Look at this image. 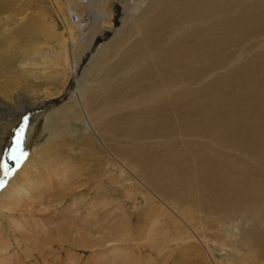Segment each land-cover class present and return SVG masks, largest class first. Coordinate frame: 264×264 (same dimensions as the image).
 Wrapping results in <instances>:
<instances>
[{"label":"bare ground","instance_id":"6f19581e","mask_svg":"<svg viewBox=\"0 0 264 264\" xmlns=\"http://www.w3.org/2000/svg\"><path fill=\"white\" fill-rule=\"evenodd\" d=\"M46 3L48 9L37 5L33 13L17 12V17L31 18L22 27L32 24L37 31V41L25 46L19 58L21 69L36 72V77L41 73L45 81L62 79V86L69 85L67 93L78 82L73 116L84 120L86 128L62 143L30 146L21 166L25 141L20 142L24 157L15 160L10 149L16 146V135L6 152L3 146L28 102L19 100L26 99L21 90L16 92L20 79L12 74L0 81V105L18 107L10 112L0 108V124L12 116L0 135V174L5 177L0 178V252L11 246L4 245L1 220L19 229L22 219L45 217L53 207H63L62 212L81 207L80 225L56 219L57 225L46 226L51 230L46 229L45 241L52 264H76L82 248L91 251L89 261L95 264H151L138 248L142 251L143 243H154L158 236L178 244L173 250L162 245L169 254L157 256V264H178L176 252L192 248L199 263L224 264L210 239L225 249L230 237L241 243L232 252L243 257L246 248L245 254H254L248 264H264V227L255 219L264 217V0ZM60 130L52 133L51 141L59 140ZM82 147L86 154L78 150ZM86 157L88 162L82 163ZM112 192L132 198L133 208ZM77 202L83 205L76 207ZM133 213L138 221H151L147 230L140 224L144 237L127 228ZM242 216L247 221L239 224ZM45 219L35 226H43ZM63 252L66 259H61ZM0 255V264L12 257ZM244 263L243 258L228 262Z\"/></svg>","mask_w":264,"mask_h":264},{"label":"rangeland","instance_id":"374dc122","mask_svg":"<svg viewBox=\"0 0 264 264\" xmlns=\"http://www.w3.org/2000/svg\"><path fill=\"white\" fill-rule=\"evenodd\" d=\"M27 2H28V0H7V3H6V0H0V11H1L0 12V81L5 80L4 78H10L12 76V74H13V79H15L17 81L20 79V83L15 85L16 88H17L16 92L21 90L22 93L25 94V98L26 99H23V97H21V98H19V100L20 101L23 100V102H28L27 108L18 113V117L16 118V122L14 124H12L10 126V128H9V133L5 136L6 142L4 141L3 152H6V149L8 148V146L10 145L11 142L13 143V141L15 140V135H16V138H18V132H19L20 133L19 134V140L22 138L20 140V142L21 141H23V142L25 141L24 144H26V147L28 145V149H27V151L25 153L26 155L24 154L25 157L23 156L24 158H23V162H22L21 166L27 160V157H28L27 153H28V150H29L30 146L36 147V144H38L39 146L41 145L42 147H44V145H45V147H46V143L49 144V142L55 143V142L59 141L60 143H62V138L68 139L70 137V134H72V133L74 135H75V133L79 134L80 132H78V131L82 132L86 128L84 120L78 121L77 120L78 117L73 116V114L77 113V111H78V110H75V111L72 110L73 108L75 109L76 107H78V104H76V103L79 102L78 101L79 97L77 96V93H75V92H78V88H79V85H80L78 82L76 83L77 85L76 84L72 85L73 87H71L70 93H67L66 95H64L63 93H64L65 89H68L69 85H68V83H66V84H64V86H62V81H61L62 79L51 78L50 80L46 79V81H45L44 77H41L42 76L41 73H39L40 76L36 77L34 75L36 72H34V74H30L27 71H23L21 69V65H20L21 62H20L19 58L21 56H23L24 47L25 46L27 47V45L30 44L32 40L33 41H37L36 40L37 31L32 28V24H31V27L30 26H28V27L23 26L22 27V25H20V24L27 23V20L30 18V17H28V18L22 17L25 14V12H23V11H26V12L30 11L31 13H33L31 10L33 9V11H37L36 10V9H38L37 5H38V7H42V9H46V8L48 9L47 3H46L47 0H46L44 5H42L43 4V0L42 1L41 0H39V1H37V0H29V3H27ZM13 6L14 7L17 6L16 9ZM9 7H10V9H9ZM20 9H21V13H24V14L21 15L20 17L19 16L17 17V14H18L17 12L20 11ZM47 12H48V10L45 12L47 14V16H48ZM9 13H11L12 16ZM39 15H42V14H39ZM11 17H13V18H11ZM9 18H11V19H9ZM73 18L74 19L76 18L75 14L73 15ZM17 24L20 25V27H22L23 30H21V28ZM7 31L9 33V36L7 35ZM52 42L54 44L56 43L54 41H52ZM43 51L47 54L46 49L43 50ZM49 52H51V51H49ZM38 58H39V56H36V59H38ZM7 70H10V71H7ZM6 71L8 72L7 75H5ZM20 71H21V74H22L21 77L19 76V72ZM74 77H75V74L72 73L70 75V77H69L70 81L73 80ZM70 81H69V83H70ZM51 92H54V95L49 96V98H48V94H50ZM74 95L76 97H74ZM45 97H47L46 100L44 99ZM74 98L75 99L77 98V99L75 100ZM35 101H37V102H35ZM7 102L15 103V105L20 106L18 103L15 102V98L14 99L8 98ZM33 102H35L33 104V106L29 105L30 103H33ZM68 104H69V106H67ZM4 107L5 108L7 107L6 109L8 111ZM0 108L3 109V110H6L7 112H10L12 110L16 111L18 107H10V105L8 107V106H5L4 104H1ZM29 113H30V116H28ZM27 116L29 117V119H28V122H27V127L24 130L23 123H24V120L26 122V120H27L26 117ZM55 116L60 120L59 122H56ZM10 117L12 118V116H10ZM10 117L3 118V120H2V122L0 124V127H1L0 128V135H1V131H4L5 128L7 127L8 123H9V119H11ZM53 120H54V122H53ZM65 121L69 125L65 124V126H64ZM52 123L53 124L54 123H56V124L59 123V125H55V124L53 125ZM59 128H62V129L60 130ZM21 129H22V131H21ZM58 130H60L59 132H61L60 136H59V140L51 141L50 136L52 135L53 132H56ZM40 133L42 134V137H41ZM37 136H39L41 138V141H37V142L35 141V138ZM10 138L13 139V140H11ZM16 142H17V139H16ZM0 145H1V141H0ZM23 149H24L23 148V144H20L19 150L15 146L12 149H10V154L12 156L15 155L16 157L21 158L20 153L24 151ZM78 150H80V151L82 150V153H84V154L87 153L86 148L82 147V148H80ZM14 151H16V152H14ZM87 158L88 157H86L84 159V162H82V163H87L88 160H89V158L88 159ZM79 162L81 163V161H77V163H79ZM17 170H18V168H17ZM17 170L14 171L11 179L14 177V175H15ZM0 178H5L4 174H2V175L0 174ZM55 182H56V180H55ZM54 190H51V192L52 193H56V195H58L59 190H57V189L55 191ZM78 191H80V190H77V192ZM111 194L112 195H116V196H120L121 201L124 200L126 208H128V206H129V208H133L131 206L133 204V199L132 198L123 199V196H121V192H118V193L112 192ZM138 195H136V196L139 197V200H141L143 202V205H144V199L141 197V194H138ZM91 196H93V195H91ZM46 198H49V197H46ZM44 199H45V197H44ZM126 199H127V201H126ZM131 200H132V202H130ZM67 202L71 203L72 199L70 201L67 200ZM20 203H21V205L24 204L23 202H20ZM79 203L80 202H77L76 207H79V206L83 205V204L81 205V203L80 204ZM59 209L62 210L63 207H61ZM80 209H81V207H79V209H76L77 211L76 210L75 211L74 210L73 211L64 210L62 212L60 210H56L55 211V208L53 207V210L51 212L49 211L50 215L48 213H46V215L44 214L45 217L42 216V218H46L47 220L45 219L46 222L44 221L43 226H39V227L35 226L34 222H36L39 219L41 220L42 219L41 217H39V219L36 218V220L35 219H31L30 216H29V218L28 217L26 218L27 220L26 219H22L20 228L17 227L19 229H16V228L11 229L12 227H10V225L6 221L1 220L2 228H3V229L1 228V232L4 233V234H1V235H2V237L4 239V245L6 243H10L11 246L8 248V250H5V252H0V253L3 254V255H5V254H10L11 255L12 254V257H11L12 261L11 260L8 261V263L10 262L9 264H11V262H12V264H52L53 260H52L51 256L53 254L51 255V252L48 250V243L45 241V238H46L45 237L46 236L45 231H46V229H47L46 233H49L51 231L49 229L51 227V225H53L55 223L57 225V222L55 221L56 219H62V220H66V222H70V223L74 222V223L79 224L78 220L80 221L81 219H79L77 214L82 212V211L81 212L79 211ZM57 211H59V212H57ZM55 213H56V215H55ZM99 213H100V211H99ZM116 214L119 216V213H116ZM15 215H18V214H15ZM39 216H41V215H39ZM71 216L73 217L74 221H72V219H71L72 217ZM134 216H135V214L133 213L130 216L131 218L130 217L128 218V219H131L133 221L130 223V225L127 228L129 229V232L131 231L133 233L134 236L143 235V237H144V234H141L140 232L145 231V229L146 230L149 229L150 227L149 226L147 227L146 224H148V222H151V221L147 222L146 218H144L145 221L144 220L138 221L136 216L135 217ZM68 217H70V218H68ZM142 217H144V216H142ZM243 219L245 221H247V218H245L243 216H242V218L241 217L238 218L239 224H240V220H243ZM255 219H252L251 222L253 221V223H255V221H256L259 224V226L264 227V217L257 216ZM28 220H29V222H28ZM47 221H49V222H47ZM134 223H135V225H134ZM38 224H39V222H38ZM140 224H144V228L145 229L141 228L142 225H140ZM26 225H28L29 228H27ZM47 225H49L50 227L49 226L46 227ZM131 225L133 226V228H132ZM136 225H140V226H136ZM4 226L7 227V228H5ZM22 227H24L23 229H25V230L27 229V233H25L22 230ZM30 227H31V229H30ZM42 227H43V232H42V230H40V229H42ZM135 227L137 228L138 231H136L134 229ZM44 228H45V230H44ZM141 229H144V230L141 231ZM16 230H20V232L17 231L18 232L17 233V232H15ZM39 230L44 235L43 234L41 235V233L38 232ZM32 231L35 232V233H33ZM231 231H233V228H232ZM136 232H137V234H136ZM30 233L35 234L37 237L32 235V234H30ZM243 233H244V230H242V234ZM7 234H10V236L7 235ZM23 234H24V236H23ZM29 234H30V236H29ZM12 236L14 237V239H13ZM31 236L32 237L34 236V237L32 238ZM41 236L44 237V238H42L43 242L41 241ZM8 237H10V238H8ZM28 238H30V239H28ZM162 238H164V237L158 236L156 238V241L155 242L153 241L154 243L149 242V243H146V245H145V243H143L142 251H141V247L138 248L140 253L141 252L144 253L145 260L146 259L147 260L150 259V261L153 260V261H151V264H153V263L157 264V262H156V261H158L157 260L158 259L157 256L159 258L162 255H165L167 257L169 252L166 251L165 250L166 248H164L163 246H168L169 249L173 250L176 247V244H178V243H174V242L171 243L169 239L164 238V240H163ZM31 239H33V240L31 241ZM35 239H38L39 241H41L42 244L45 245L46 247L42 246V245L40 246L39 243H41V242H38V244L36 245V241L37 240L35 241ZM24 240L26 242H24ZM17 241H19V242H17ZM213 241H214V239H210V243H211L210 245H211L212 248L214 247L213 248L214 254H215L217 259H220V260L224 261V264H228L229 261H231V263H233V261H237V260H240L242 258H243V260H245L244 264H248V263L251 262V257H253L252 255H254V254H252V255L251 254L250 255L245 254L246 251H247L246 248L243 251V257H242V255L239 256V254L235 250H233V252H232V248L237 247L239 249L240 244H241L240 242H237V241L233 240L232 237L226 239V243H225V247L226 248L225 249L220 247V244L212 243ZM160 242L163 243V244H161V247H160ZM57 243L58 242L54 243L55 244L54 245L55 249H57L59 247V245ZM63 244H66V243L63 242ZM30 247L31 248L35 247V248L31 249ZM43 247L46 248V251H45V248H43ZM66 248L68 249L69 246H67ZM70 248L76 249L75 247H71V246H70ZM147 249H149V251L152 250V249H155V250H152V251L149 252ZM158 249H160V250H158ZM195 249L196 248H192L187 253L176 252V254L174 256L176 257V260L178 261V264H203V263H199L198 262V259H197L196 255H199V254H197L198 251L195 250ZM144 250H146L147 253ZM42 251H45V252H42ZM78 251L82 255H80L81 260L77 261L76 264H95V263H91V261H89L91 259L90 258L91 251L89 249L86 250V249L82 248V249H78ZM134 251L137 254L138 250L136 248H135ZM160 251L162 253H159ZM201 251L204 253L202 248H201ZM152 252H153V254H152ZM59 254H61V253H57V255H59ZM28 255H30V256H28ZM65 255H67V254H65V252H63L62 255H61V259H66V258H64ZM0 257H1V255H0ZM42 257H43V259H42ZM152 257L153 258L155 257V259H153ZM8 263H6V264H8ZM58 263H60V262H58ZM142 264H147V263L146 262L145 263L142 262ZM158 264H160V262Z\"/></svg>","mask_w":264,"mask_h":264},{"label":"snow or ice","instance_id":"6c2138e0","mask_svg":"<svg viewBox=\"0 0 264 264\" xmlns=\"http://www.w3.org/2000/svg\"><path fill=\"white\" fill-rule=\"evenodd\" d=\"M21 131H22V129H21ZM19 147H20V140H19V137H18V138H17V142H16V148L19 149ZM20 155L23 156V155H24L23 152H21ZM11 158H12L13 160L17 159V157H16L15 155L12 156Z\"/></svg>","mask_w":264,"mask_h":264}]
</instances>
